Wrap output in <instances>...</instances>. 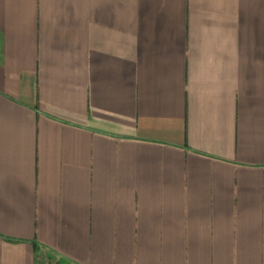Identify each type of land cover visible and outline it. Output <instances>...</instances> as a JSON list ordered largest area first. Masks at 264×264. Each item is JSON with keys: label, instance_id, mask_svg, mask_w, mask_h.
Returning <instances> with one entry per match:
<instances>
[{"label": "crops", "instance_id": "0c3cea01", "mask_svg": "<svg viewBox=\"0 0 264 264\" xmlns=\"http://www.w3.org/2000/svg\"><path fill=\"white\" fill-rule=\"evenodd\" d=\"M0 264H264V0H0Z\"/></svg>", "mask_w": 264, "mask_h": 264}]
</instances>
